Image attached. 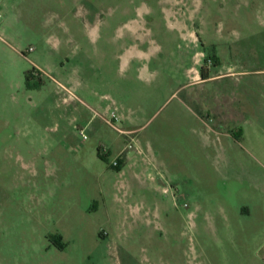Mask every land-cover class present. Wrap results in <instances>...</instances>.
Returning <instances> with one entry per match:
<instances>
[{"label":"rangeland","instance_id":"1","mask_svg":"<svg viewBox=\"0 0 264 264\" xmlns=\"http://www.w3.org/2000/svg\"><path fill=\"white\" fill-rule=\"evenodd\" d=\"M0 15V264H232L203 209L259 195L264 0Z\"/></svg>","mask_w":264,"mask_h":264},{"label":"crops","instance_id":"2","mask_svg":"<svg viewBox=\"0 0 264 264\" xmlns=\"http://www.w3.org/2000/svg\"><path fill=\"white\" fill-rule=\"evenodd\" d=\"M205 77L206 79L201 78V82L209 78L207 75ZM119 154L124 156L125 152L122 150ZM99 157L104 158L105 154L100 153ZM242 173L256 180L253 189L259 194L257 198L253 201L244 199L237 202H226L222 199L216 203L214 212L211 209H203V212L207 219L212 220L217 237L223 241L224 238H232L233 242L240 243L232 246L235 256L232 264H264V165L259 171L246 169ZM212 213L215 215L212 216ZM219 249L220 254L226 252L223 246ZM203 253L211 264L207 251ZM216 264H219L217 260Z\"/></svg>","mask_w":264,"mask_h":264},{"label":"built area","instance_id":"3","mask_svg":"<svg viewBox=\"0 0 264 264\" xmlns=\"http://www.w3.org/2000/svg\"><path fill=\"white\" fill-rule=\"evenodd\" d=\"M0 18H1V15H0ZM110 127H112L113 129H117L116 126L114 125V123L117 121V117H116V114L114 112H111L110 114V119L109 120H104ZM79 134L85 138L84 134H83V131L80 130L79 131ZM130 147V145L128 146ZM113 166H116V162H114L112 164Z\"/></svg>","mask_w":264,"mask_h":264},{"label":"trees","instance_id":"4","mask_svg":"<svg viewBox=\"0 0 264 264\" xmlns=\"http://www.w3.org/2000/svg\"><path fill=\"white\" fill-rule=\"evenodd\" d=\"M32 72H34V70H33ZM32 72L25 74L26 79H28L29 75H30ZM203 79H206V77L203 76ZM114 168L117 169V165H116V167L114 166ZM117 170H118V169H117ZM56 246H57L58 248L61 247V246L59 245V241L57 242Z\"/></svg>","mask_w":264,"mask_h":264}]
</instances>
